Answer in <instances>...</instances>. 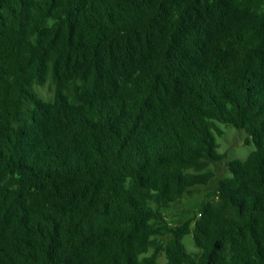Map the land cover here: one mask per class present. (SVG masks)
Listing matches in <instances>:
<instances>
[{
	"label": "trees",
	"instance_id": "obj_1",
	"mask_svg": "<svg viewBox=\"0 0 264 264\" xmlns=\"http://www.w3.org/2000/svg\"><path fill=\"white\" fill-rule=\"evenodd\" d=\"M0 264H264V0H0Z\"/></svg>",
	"mask_w": 264,
	"mask_h": 264
},
{
	"label": "rangeland",
	"instance_id": "obj_2",
	"mask_svg": "<svg viewBox=\"0 0 264 264\" xmlns=\"http://www.w3.org/2000/svg\"><path fill=\"white\" fill-rule=\"evenodd\" d=\"M35 90L44 99H50L53 96V86L50 83L36 87ZM221 129L223 135L218 137L219 152L224 155L225 159L215 167L216 177L214 181L209 186L192 189L181 201L165 210L166 217L172 226L181 225L195 218L199 214L202 204L215 196L217 181L226 175H230L226 164L233 159L243 160L254 150L253 144L247 143V136L244 131L225 126H221ZM184 243L189 251H195L192 236H187ZM164 261V257H161L160 262L163 263Z\"/></svg>",
	"mask_w": 264,
	"mask_h": 264
}]
</instances>
